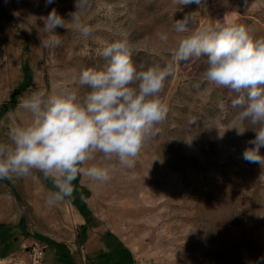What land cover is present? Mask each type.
Here are the masks:
<instances>
[{
  "label": "rangeland",
  "instance_id": "obj_1",
  "mask_svg": "<svg viewBox=\"0 0 264 264\" xmlns=\"http://www.w3.org/2000/svg\"><path fill=\"white\" fill-rule=\"evenodd\" d=\"M75 4L0 0V144L11 145L12 132L32 122L20 107L23 98L65 89L86 95L79 71L102 69L107 61L98 51L117 40L128 41L138 68L172 65L160 93L167 117L154 126L133 167L95 153L83 166L106 167L111 179L78 176L70 201L49 206L56 189L39 170L0 179V221L20 223L41 241L65 237L77 246L65 257L77 264L88 234L116 237L130 252L129 264H264V165L242 158L259 125L241 120L231 104L236 93L204 78L206 57L177 62L172 54L184 35L218 21L264 37V0H207L204 8L182 10L173 0H89L80 18L92 30L88 37L71 20ZM53 8L66 20L55 29L59 45L43 43L52 37L43 18ZM185 15L190 32L176 33L175 20ZM235 128L246 130L238 135ZM32 247L17 263L3 264H32Z\"/></svg>",
  "mask_w": 264,
  "mask_h": 264
},
{
  "label": "clouds",
  "instance_id": "obj_2",
  "mask_svg": "<svg viewBox=\"0 0 264 264\" xmlns=\"http://www.w3.org/2000/svg\"><path fill=\"white\" fill-rule=\"evenodd\" d=\"M53 0H46L51 4ZM182 6L196 4L204 8L207 0H173ZM89 0H76L71 14L85 37L92 34L90 27L80 24ZM247 3V0H245ZM65 19L53 8L43 18V29L51 33L43 43L59 45L57 27H66ZM190 17L175 20L176 33L190 32ZM167 42L168 36L161 34ZM177 62L206 57L204 78L218 87L236 93L231 101L239 108L241 120L259 125L256 135L248 143L242 158L250 163L264 165V37L256 38L244 25L223 24L202 28L184 35L173 51ZM107 63L102 69L83 68L78 74L79 86L90 91L82 98L71 89L55 94L34 92L20 101V107L29 111L32 122L18 127L11 134V145L0 144V179L24 177L39 170L51 178L56 191L49 194L47 204L54 206L71 200L75 192L73 181L87 176L98 182L111 179L106 167H84L102 152L106 158L115 156L125 167H133L145 140L155 125L164 121L169 111L160 93L166 78L172 75V65L153 64L139 68L132 60L133 48L127 40H117L98 51ZM238 135L246 129L235 128Z\"/></svg>",
  "mask_w": 264,
  "mask_h": 264
},
{
  "label": "crops",
  "instance_id": "obj_3",
  "mask_svg": "<svg viewBox=\"0 0 264 264\" xmlns=\"http://www.w3.org/2000/svg\"><path fill=\"white\" fill-rule=\"evenodd\" d=\"M19 224L0 221V264L6 261L17 263L28 253L27 248L33 245L44 248L43 264H77L75 259L70 261L65 257L64 252L68 251L69 256L72 257L74 250H77V246L72 249L67 244L70 243V240L65 237L37 240ZM102 236L101 239H97L88 234L81 242L80 251H78L79 257L83 259V264H129L130 252L125 245H120L118 239L113 235L106 238Z\"/></svg>",
  "mask_w": 264,
  "mask_h": 264
},
{
  "label": "built area",
  "instance_id": "obj_4",
  "mask_svg": "<svg viewBox=\"0 0 264 264\" xmlns=\"http://www.w3.org/2000/svg\"><path fill=\"white\" fill-rule=\"evenodd\" d=\"M45 256L44 248L33 245L31 250L32 264H42Z\"/></svg>",
  "mask_w": 264,
  "mask_h": 264
}]
</instances>
